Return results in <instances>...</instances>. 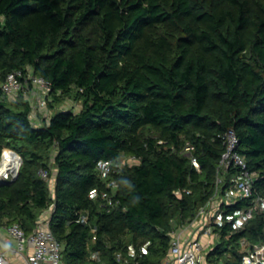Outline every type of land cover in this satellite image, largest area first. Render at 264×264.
<instances>
[{"label": "trees", "instance_id": "trees-1", "mask_svg": "<svg viewBox=\"0 0 264 264\" xmlns=\"http://www.w3.org/2000/svg\"><path fill=\"white\" fill-rule=\"evenodd\" d=\"M26 67L50 83L47 113L35 125L23 94L0 98V152L21 157L0 183V224L29 233L53 204L63 264H165L170 232L214 194L228 129L264 195V0H0V83ZM130 155L115 187L98 175L99 159ZM250 203L221 204L207 263L240 264L242 238L264 243V213L232 228Z\"/></svg>", "mask_w": 264, "mask_h": 264}, {"label": "built area", "instance_id": "built-area-1", "mask_svg": "<svg viewBox=\"0 0 264 264\" xmlns=\"http://www.w3.org/2000/svg\"><path fill=\"white\" fill-rule=\"evenodd\" d=\"M50 83L43 77L36 75L29 67L16 69L6 74L0 83V98L7 101H15L21 93L29 101L30 118L36 125L39 123V116L46 115L49 99ZM41 92V93H40ZM224 151L216 165L214 178V194L202 206L189 221L175 226L170 232V256L165 264H211L206 262L205 245L198 238L191 235L197 230L200 234L210 236L214 234L212 227L214 224H222L221 204L232 205L241 198H251L248 207L237 210L232 223L233 230H237L256 213H264V195L256 193L253 189V182L258 177L256 171L248 168L245 157L238 151L239 139L232 129H228L222 135ZM194 147L186 141L181 149V153L189 157L191 165L199 171V163L193 155ZM135 156L130 155L117 160L99 159L95 169L102 179H108V185L116 186L112 174L119 173L126 162H133ZM21 164L20 155L9 147H3L0 152V183L15 178ZM230 168L235 169V175L231 178V184L220 193V188L224 182V175ZM39 174L43 178L48 177V171L39 169ZM53 184V180H50ZM190 190L176 189L173 194L181 196L189 193ZM98 189L92 188L88 192L90 198H95ZM107 203H111V195L106 191L101 192ZM53 210L51 204L37 219L36 227L26 233L17 223L0 224V264H13L7 257L10 252L21 259L17 264H63L62 245L49 228V215ZM81 222H86V215L79 217ZM5 232L7 237L13 240V246L3 241L1 233ZM212 245V244H211ZM144 252L145 248L142 247ZM239 252L241 253L240 264H264V243L250 242L245 238L240 240ZM128 255L135 257L134 249L128 247ZM117 259H121V253L116 254Z\"/></svg>", "mask_w": 264, "mask_h": 264}, {"label": "crops", "instance_id": "crops-1", "mask_svg": "<svg viewBox=\"0 0 264 264\" xmlns=\"http://www.w3.org/2000/svg\"><path fill=\"white\" fill-rule=\"evenodd\" d=\"M40 93H41V92H40ZM70 101H71V100H70ZM71 102H72V101H71ZM79 108H80V105H79V103H77V102H72V107H68V109H71V110H78ZM44 116H45V115H40V116H39V121H40V119H42ZM191 235H194V237H198V238L203 242V244L205 245V249H204L205 252L208 251L210 245H211V244L213 243V241H214V238H213L212 235H210V236L202 235V234H200L197 230L193 231V232L191 233ZM1 238L3 239V241L8 242L10 245L13 246V240L9 239V238L7 237V235L5 234L4 231L1 233ZM0 248H2V247H1V244H0ZM6 255H7V257L11 260V262H12L13 264H17V263L19 262V260L21 259L20 256H16V255H14V254H12V253H10V252H8ZM46 264H48V263H46Z\"/></svg>", "mask_w": 264, "mask_h": 264}, {"label": "rangeland", "instance_id": "rangeland-1", "mask_svg": "<svg viewBox=\"0 0 264 264\" xmlns=\"http://www.w3.org/2000/svg\"><path fill=\"white\" fill-rule=\"evenodd\" d=\"M59 105V108L61 109V108H68V107H72V102L70 101V100H68V99H64L61 103H59L58 104ZM212 236H213V238L215 239V241H216V237H215V235L214 234H211ZM215 241H214V243H215Z\"/></svg>", "mask_w": 264, "mask_h": 264}, {"label": "water", "instance_id": "water-1", "mask_svg": "<svg viewBox=\"0 0 264 264\" xmlns=\"http://www.w3.org/2000/svg\"><path fill=\"white\" fill-rule=\"evenodd\" d=\"M16 178V177H15ZM15 178H13V179H11V180H9V181H12V180H14Z\"/></svg>", "mask_w": 264, "mask_h": 264}]
</instances>
